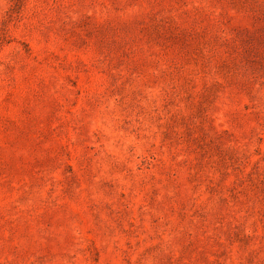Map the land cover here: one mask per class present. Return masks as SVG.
Listing matches in <instances>:
<instances>
[{"label": "rangeland", "instance_id": "rangeland-1", "mask_svg": "<svg viewBox=\"0 0 264 264\" xmlns=\"http://www.w3.org/2000/svg\"><path fill=\"white\" fill-rule=\"evenodd\" d=\"M0 264H264V0H0Z\"/></svg>", "mask_w": 264, "mask_h": 264}]
</instances>
